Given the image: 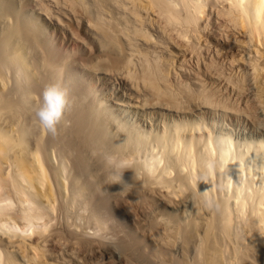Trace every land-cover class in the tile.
<instances>
[{
  "label": "bare ground",
  "instance_id": "bare-ground-1",
  "mask_svg": "<svg viewBox=\"0 0 264 264\" xmlns=\"http://www.w3.org/2000/svg\"><path fill=\"white\" fill-rule=\"evenodd\" d=\"M30 1L0 0V264H151L98 238L109 199L174 264H262L264 0H49L98 41L86 63ZM107 77L134 95L113 101ZM53 81L55 136L33 112Z\"/></svg>",
  "mask_w": 264,
  "mask_h": 264
},
{
  "label": "rangeland",
  "instance_id": "rangeland-1",
  "mask_svg": "<svg viewBox=\"0 0 264 264\" xmlns=\"http://www.w3.org/2000/svg\"><path fill=\"white\" fill-rule=\"evenodd\" d=\"M7 1L9 2L10 0H7ZM14 1L18 2V3L20 2V0H11L12 3H15ZM22 1L23 0H21V2ZM38 1L41 2V4H39ZM30 2H34L33 5H35V4L38 5L36 7V9L38 7H40V6L42 7V5L45 6L46 8H48V9L51 8V9H49V11L52 12L51 14H53L55 12L54 15L56 17H58V20L61 23H62V21L68 23L69 27H66V26L63 27L61 25H57V24H59L57 22V20L50 19L53 23H56V25H53L52 23H50V25L49 24L48 25H49V30L51 31V33H53L52 34V40H55L56 43L58 42V46L60 48L62 47L63 44L66 46V48H69V51L72 52V55H73L74 59H77V58L81 59L82 58L83 61L85 60V63H86L87 61H91V59H93L95 56L103 54V51H101V49L99 51L100 47H99L98 41H96L93 37H91L92 36L91 32H89L88 30H87V32L81 31V29H79V28H81V24H79L77 22H73L72 18L70 19L71 20L70 22L65 18V16H66L65 11H64L65 9H63L60 6H57V5H56V7H58V8H55V4L53 5V3H51L49 0H45V1L44 0H37V1L35 0V1H30ZM31 6H32V4H30V7ZM33 15L34 16H39L37 14H33ZM46 21L48 23L50 22L47 19H46ZM61 28L62 29H70V31H72V33L74 35H76L75 38L77 37L78 39L76 38L77 39L76 40V39L72 38V40H71V38L69 36H67L68 33L64 34L63 31H61ZM80 36H82V37H80ZM80 39L83 40V42H81ZM78 72L81 73L82 71H78ZM81 74H83V73H81ZM85 74H87V73H85ZM8 75L10 76L11 74L9 73ZM87 75H89V74H87ZM107 79H108V81H110V85L109 84L106 85V88L108 89L107 92H110V93L113 94L112 95L113 101H117V99H118L117 96H119L117 94H120L121 91H122V93H126V94L130 93V95L131 94L134 95V93L131 91L129 86L126 83H124L122 80L116 79L115 77H107ZM96 83H97V80L95 79V81L92 82L91 84L93 86L97 87V88L101 87L99 84L95 85ZM98 83H99V81H98ZM109 87H110V89H109ZM38 95H40V94H38ZM123 99L125 100V98H123ZM36 101H37V98L35 99V102ZM118 109H123V108L118 107ZM240 126L241 127H238L239 133L250 134V133H253V132L256 133V131L259 130L258 127L255 126L254 124H252L251 122H246L244 125L241 124ZM143 197L145 199H149L150 201H152V198L150 196L148 197L147 195L143 194ZM109 200H111V199H109ZM109 200H108V202L105 201V202H102V204L100 203L102 205L101 211L106 215L104 217V220L107 223L105 225V228H104L105 231L103 233H101L102 235H106L107 234L106 236H104L105 238L102 239V238L97 236L100 239L101 242L103 241V243H105V244H107V243L109 244L110 243L113 246V249L115 251H117V252L119 251L118 253L122 257H123V255H124V257L127 256V255H128V257L129 256H131V257L135 256L137 258L139 257V259L141 261H143L144 263L146 261L147 263H151V264H161V263H165V262H168L167 264H171V262L173 264L175 263L174 259L171 256H169V255H165V259H164V257L162 255L158 256V253L156 252V250H159V248L162 249V251H165V250L168 251V249L164 247L165 245L162 242L161 243L163 245L161 243H158V245L157 244L155 245L154 243L151 242V240H147L138 231V227H137L138 225H136V224H138L137 222H139L138 221L139 218L141 219V218H145V217H139L138 218L135 215L134 216H129L125 212H120L119 210H117L115 208H112L114 203L113 202L111 203V201H109ZM153 200H155V199H153ZM139 201H141V200H139ZM140 204L141 203L137 204L136 206L139 207ZM76 210H77V208L75 209V207L73 209H71L72 217H71V219L69 221L70 222L72 220L76 221L77 224H79L83 228V226L86 224L85 221H87L86 215H84L85 214L84 213L81 216H78L77 213L75 212ZM168 210H169V212L174 213L173 215H176L175 214L176 212L172 211L171 208L170 209L168 208ZM174 218L179 219L178 216H172L171 217V219L176 220ZM154 219H155L154 217H150V218L148 217L146 219V221H144V222L146 224L148 222V224L150 226L149 228L150 229L152 228V229L155 230V231H153L155 233V234H153L154 237L157 238V239H161V237L159 236V232L157 231L158 229L156 228V223L154 222ZM135 220L137 222H135ZM144 228H147V226H145ZM104 233H106V234H104ZM88 237L92 238V236H89V235H88ZM97 237H94V238L98 239ZM154 242H159V240L155 241V239H154ZM152 247L155 250H153ZM130 250H131V252H129ZM167 256H169V257L166 258ZM159 258H162V260L161 259L158 260ZM172 259H173L174 262L172 261ZM263 259H264V256H263ZM163 260L164 261L167 260V261L163 262ZM130 261H132V259ZM263 261L264 260H262V262ZM111 263L115 264L116 261L113 259V260H111Z\"/></svg>",
  "mask_w": 264,
  "mask_h": 264
},
{
  "label": "clouds",
  "instance_id": "clouds-1",
  "mask_svg": "<svg viewBox=\"0 0 264 264\" xmlns=\"http://www.w3.org/2000/svg\"><path fill=\"white\" fill-rule=\"evenodd\" d=\"M68 104V89L63 82L53 81L46 84L40 93L39 102L33 105V112L39 126L55 136Z\"/></svg>",
  "mask_w": 264,
  "mask_h": 264
}]
</instances>
